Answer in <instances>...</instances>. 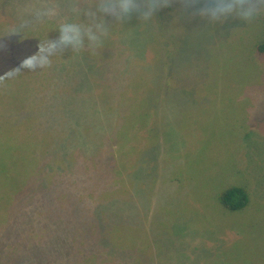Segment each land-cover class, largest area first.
<instances>
[{
  "label": "rangeland",
  "instance_id": "obj_1",
  "mask_svg": "<svg viewBox=\"0 0 264 264\" xmlns=\"http://www.w3.org/2000/svg\"><path fill=\"white\" fill-rule=\"evenodd\" d=\"M40 2L0 0V40L5 44L0 50V77H3L0 79V190L4 186L2 191L7 199L19 191L26 179L27 183L30 181L37 157L28 162L31 169L28 175H23L20 165L36 153L32 155L33 150L39 147L41 152L51 146L53 151L57 145L61 148L53 152H57V158L50 152L43 154L44 167L39 173L35 171L25 201L21 203L17 198L5 209L0 206V264H26L31 262L29 257L32 264H56L51 259L61 261L60 264H75V255L64 262L70 253L51 256L54 248L59 251L56 242L44 249L33 231L45 234L51 241L58 225L66 231L71 226L72 233L84 237L72 240L71 248L79 246L86 256L96 251L84 247H92L102 237L99 230L104 231L108 225V215L123 230L116 235L128 250L126 258L124 251L120 259L124 257L128 262L131 260L128 252L139 250L132 253L137 257L133 264H264V54L255 49L264 36V15L247 24L229 19L207 26L199 18H178L176 4L168 9L169 29L162 26L169 18L165 9L147 23L135 17L123 24L110 22V35L104 46L97 55L87 50L86 58L88 55L96 61L95 65L104 64L110 70L112 83L104 78L103 70L99 73V69L92 68L99 74L93 76L96 84L106 90L111 110L107 105L88 108L80 124L70 127L72 135L65 133L68 125L65 120L78 117L74 114L79 109L73 104L66 106L65 115L62 110L51 113L52 106L45 111L33 106L46 103L60 106L63 99L75 103L77 73L68 72L66 76V65L59 71L61 54L54 56L52 65L43 69L31 70L22 66V62L43 38L54 39L58 35L55 29L60 22L84 20L72 11L74 6L84 9L94 6L95 0H51L59 15L45 23L33 24L25 31L19 30L21 18L27 17ZM161 50L162 60L166 59L171 66L167 88L174 87L166 94L155 75L157 67L162 70L155 64ZM70 51L64 52L66 61L74 64L76 56L69 55ZM104 55L109 62L101 61ZM150 62L153 64L147 66V71L145 66ZM81 63L78 59L76 65L79 67ZM163 70L168 73L165 67ZM131 72L133 79L139 78L141 86L145 78L153 83L151 100L156 109L147 111L140 107L138 113L142 126L134 138L140 139L135 144L143 148L137 169L132 170L129 162L122 167L121 161V176L116 172L108 175L104 169L113 161L109 151L101 155L95 152L115 143L112 140L115 120L128 109L117 99L130 97L128 101L143 99L144 102L145 96H150L137 91L125 93L128 89L124 82ZM125 124H128L126 115L122 125ZM120 127L122 130L118 132L126 133V126ZM37 135H41L39 146ZM70 154L83 169L75 173L72 185L80 186L82 180L88 185L90 200L80 204L95 201L90 207L97 213L95 216L87 212L77 223L72 219L64 221V215H58L61 210L69 211L64 210L65 202L58 211V207L52 208L56 203L54 195L50 197L55 203L46 206L48 214L37 213L33 205L41 202L39 195L46 175L43 172L51 174L58 160ZM67 161L71 162L70 157L66 159L70 164ZM95 170L102 171V176ZM231 186L248 191V204L241 209L230 210L221 204V192ZM97 189L104 194L101 201L93 199L99 194ZM109 192L117 193L122 199H110ZM123 199L128 202H121ZM105 200L106 204L98 206ZM71 212L75 214L74 209ZM5 218L8 221L4 225ZM122 220L123 223L118 222ZM101 223L103 226L99 227ZM103 239L107 243H98L93 248L113 253L115 249L108 238ZM106 256L120 262L117 256ZM104 257L101 255L98 264L104 263ZM91 259L87 257L81 264H91Z\"/></svg>",
  "mask_w": 264,
  "mask_h": 264
},
{
  "label": "trees",
  "instance_id": "obj_2",
  "mask_svg": "<svg viewBox=\"0 0 264 264\" xmlns=\"http://www.w3.org/2000/svg\"><path fill=\"white\" fill-rule=\"evenodd\" d=\"M168 15L169 18L166 22V24L162 25V26H167V23L169 21V19L171 18V15L168 12L169 8H164ZM170 26H167V28L169 29ZM255 49L261 53L264 54V36L256 43ZM117 52V51H116ZM162 53H159V55L157 56V60L155 61V64L158 66H161L162 70L163 67H165L166 69H168V73H166L164 70L162 72V70L160 68L157 67V70H155V75H157V79L159 81V83L161 84V87H163V93H168L170 91L173 90V88L171 87L170 89H168L167 87L169 86V84L167 83L169 80V75L171 74V66H169L168 61L166 59L162 60L164 58V55L162 56V54L164 53L163 50H161ZM86 54H87V48H85V50L81 51L80 53H74L72 51L69 52V55H74L76 56V60L74 61V64H72L70 61H66L67 60V56L65 53H62L61 56L59 57L60 59V64H59V71L61 70L63 65L67 66L66 71V76H68V72H75L77 73L76 75H78V77L76 78L75 81V98L74 100L76 101L75 103H71L68 102V100H64V102H62V100H60L59 105L57 106L54 103H46L43 106H33L34 109L36 110H41V111H45L46 109H50V106H52L53 109H51V113H55V111L57 112L58 110H62L64 111L62 114H68L66 112V106L70 103L73 104V106L75 108H78L79 111H77V118H71L70 121L69 120H65V123H68V125L65 126V133L68 132L71 129L70 127L74 124H80L81 120L84 119L87 115V112H85L88 108L90 107H94V108H98L99 106H104L107 105L109 107V109L111 110V102L110 99H106L105 97V91L102 88V85H97L96 84V79L94 78L93 74L99 77L98 73L93 72L92 70L94 69H99V73H100V69L103 70L102 71V75L104 76V78L111 82V79L109 78V68L106 67V65L104 64H100L95 65L96 61H94L92 58H89L87 55L86 58ZM106 55V54H105ZM105 55L101 58V61H105V62H109V60L105 59ZM109 55V54H108ZM78 59H80L82 61L81 66H77L76 63L78 62ZM88 62V64H86ZM153 63H148L145 66V69L148 71L149 69L147 68V66L151 65ZM69 65V66H68ZM153 65V66H156ZM61 66V67H60ZM163 66V67H162ZM94 68V69H92ZM150 69H154L152 66H150ZM139 72V71H138ZM133 72H131V76L125 80V87L127 86L128 90H125V93L127 94H132L137 92H140V94L143 95V93L145 92V95H150V96H145V101L143 102L142 100H139L137 102H134L132 100L128 101L130 99V97L128 98V100L124 99V98H120L119 100L117 99V101H119V103H124V105H127L128 109L126 111H124L122 114H120V116H118L115 120V122L117 121V125H116V130L115 134H114V139L112 138L113 141H115L114 144H108V146L105 148V150H101L99 149L98 151H96L95 153L101 155V154H105L106 150L109 151L108 156L111 157L113 159V161L111 163H114V161H116V166L110 163L108 164V168L104 169L105 173H107L108 175H110V173L116 172L118 175L121 176L120 174V163L122 161V167H124L126 165V163H130V167L132 170H136L137 166L139 165V160L141 158V155L139 154L141 149L143 148L140 145H136L135 141L140 140V139H136L135 134H137V132H141V126L142 123L140 124L139 120H138V113L140 111V107L145 108V110L150 111L156 109L155 107V102H153L151 100L152 95H153V83H148V81L146 80V78L143 81V85H140V81L139 78L137 79H133ZM140 76V74H139ZM167 76V77H166ZM109 78V79H108ZM106 86V83L104 84ZM107 87H110L109 84ZM140 89V90H139ZM131 90V92L129 91ZM85 98V99H84ZM126 115V119H127V123L125 125H122L123 123V116ZM130 116L127 118V116ZM69 116H73V115H69ZM80 118V119H79ZM79 119V120H78ZM137 125V126H136ZM120 126H126V133H120L118 131H120L121 127ZM136 127V128H134ZM152 129L153 126H151ZM149 128V127H148ZM156 128V126H155ZM157 129V128H156ZM122 130V129H121ZM118 132V133H117ZM125 132V131H124ZM73 135V133H72ZM37 144L39 146V140L41 138V135L38 136L37 135ZM69 137V135H68ZM138 137V136H137ZM111 139V138H110ZM61 148L59 145H57V147L52 151L51 150V146H47L45 148L44 151L40 152L41 148H37L35 150H33L32 155L28 158L25 159L26 164L23 162L20 165V169L21 171H23V175H28L31 173V169H29V165L28 162L30 161V159L34 156L37 157V161L34 164V171L32 173V177L30 179V181L33 179V177L35 176V171L36 173L40 172V169H42V165L44 167V163L42 164V159H44L43 154L45 153H52V156L56 155V158L58 157L57 152L53 153L56 149ZM118 148H120L118 150ZM77 149V148H76ZM122 150V151H121ZM100 151H102L100 153ZM64 152V151H62ZM75 153V152H74ZM119 154L123 155V158H119ZM65 155V153H64ZM70 157L71 162H69L70 164L66 163V159H68ZM124 159V160H123ZM74 159V155L70 154V156L66 157H62L60 160H58L59 164L56 165L55 169H53V172L51 174H49V171L43 172L46 175L44 176V183H43V192L40 193L39 196H41V202H37L36 204H33L36 208L37 213H42L44 215V213L48 214V211H46V206L54 204L55 200L56 203L54 206H52V208H57V211L59 209L63 208V202H65L67 204V206H65V211L69 210L67 212H63V210H61L58 215H64L62 218L64 219V221H70L72 219V221L75 220V222H79V217H81L82 215H84L87 212H91L96 216V209H91V205H95V201H90L92 203L90 204H86V205H81L80 202H89V197L87 196L88 193V185L87 182L85 180H82L80 183V186H76L75 184L72 185V183L75 182L76 179V175L75 173H79L81 172L82 166L81 165H77L75 164V162L73 161ZM121 167V168H122ZM116 169V170H115ZM131 172V171H130ZM95 173L100 174V176H102V171L96 172ZM132 178H129V181L131 182ZM29 181V182H30ZM28 182V183H29ZM27 183V179L24 183V185H21L19 188V191H17L16 193H14L12 195V197L10 199H7V196L5 195V193L2 191L4 190V186L2 188V190H0V206L3 207V209L6 208V205H12L15 200L17 198H20L21 203L23 201H25L26 196H27V190H30L32 188V184ZM28 184V185H27ZM27 185V186H26ZM26 187V188H25ZM98 188V187H96ZM1 189V187H0ZM27 189V190H26ZM42 189V188H41ZM5 191V190H4ZM97 193L98 189L96 190ZM109 194H111L110 199H112L114 197V199H119L118 201H120L122 198L120 197V195H118L117 193H113V192H109ZM55 197V200L52 199V197ZM81 198H80V197ZM99 198L100 201L104 199V194L99 193V194H95L94 198ZM126 199H123L121 202H128V201H124ZM248 200H249V195H248V191L240 186H231L226 188L225 190H223L221 192L220 195V201L221 204L230 210H238L243 208L244 206H246L248 204ZM79 202V203H78ZM71 203L74 204L73 207H71ZM100 203V202H99ZM98 203V204H99ZM106 204V200L103 201L102 203H100L98 206L100 205H104ZM77 206V207H76ZM76 207V208H75ZM85 207V208H82ZM96 207V206H95ZM45 208V209H44ZM67 208V209H66ZM44 209V210H43ZM74 209L75 214H72V210ZM72 214V215H71ZM74 215V216H73ZM48 216V215H46ZM108 218L111 220L110 215H108ZM96 219V218H95ZM108 220V225H106L104 227V231H102V229L100 228L99 230V234L102 235L101 238H98L96 243H93L91 246L92 247H88L85 246L84 249H95L96 251L91 252L92 254L90 255H86L82 253V250L80 249L79 246H74V249L71 248L72 245V240L76 241L78 239H83L84 237L81 235H77L75 233L71 232V226L70 228H67V231L65 228H63V226L61 227L60 225H58L57 230L53 232V236H51V238L53 237V239L48 240L45 236V234L39 233V232H35V238H39L41 241L39 242L40 245H42V247H44V249L47 247V245H52V243L56 242L57 244V248L59 249V251L55 250L51 252V256L56 255L57 257H61L64 254H68L70 253L69 256L64 257V262L67 263V260L70 256L75 255L76 256V263L75 264H81L85 262V259L87 257H91L92 259L91 264H98V260L99 262H101V255H105L103 262L105 264H133V261L135 258H137L134 254L132 253H137L139 252H133V251H129L128 252V257L131 258L130 261H126L124 259V257H122L120 259V256H122V254L125 253V258L127 256V251L128 249H126V247L122 246L123 244L121 243L120 237L119 235H116L117 232L122 231L120 226L116 225V221L117 220ZM120 220V218H119ZM8 221V218L4 220V225L6 224V222ZM101 222V221H100ZM118 222H122V221H118ZM106 223V224H107ZM33 228H37V225L33 224L32 225ZM99 227H102L103 224L101 223L100 225H98ZM63 228V229H62ZM71 232V233H70ZM70 234V235H68ZM55 236V239H54ZM70 236V238L68 237ZM108 238V242L112 244V246L114 247L115 251L112 253L111 250L109 251H105L102 249H97V248H93L95 247L98 243L100 244H105L107 242H105V240L103 238ZM103 239V240H102ZM34 242V241H33ZM61 246V247H60ZM99 251V252H98ZM106 254H108L110 257H114L117 256L119 261L116 260H112L110 259L108 256H106ZM66 256V255H64ZM49 259V258H47ZM59 259V258H57ZM29 260L31 262H28L26 264H32V257H29ZM35 260V258H34ZM53 260L56 264H60L61 261H57L56 259H51ZM130 262V263H129ZM103 263V264H104ZM137 264V262L135 263Z\"/></svg>",
  "mask_w": 264,
  "mask_h": 264
},
{
  "label": "clouds",
  "instance_id": "obj_3",
  "mask_svg": "<svg viewBox=\"0 0 264 264\" xmlns=\"http://www.w3.org/2000/svg\"><path fill=\"white\" fill-rule=\"evenodd\" d=\"M176 4L179 5L175 9L178 18H199L207 26L229 19L247 24L264 15V0H95L94 6L84 9L74 6L72 11L77 16L82 15L84 20L60 22L55 29L58 35L54 39L43 38L36 50L25 56L22 66L31 70L50 67L54 56L69 49L78 54L87 48L92 55H97L110 35V22L123 24L135 17L147 23L161 9ZM57 15L59 11L51 0H41L27 17L21 18L19 30L25 31L33 24L45 23ZM4 47V41L0 40V50Z\"/></svg>",
  "mask_w": 264,
  "mask_h": 264
},
{
  "label": "crops",
  "instance_id": "obj_4",
  "mask_svg": "<svg viewBox=\"0 0 264 264\" xmlns=\"http://www.w3.org/2000/svg\"><path fill=\"white\" fill-rule=\"evenodd\" d=\"M138 220V219H137Z\"/></svg>",
  "mask_w": 264,
  "mask_h": 264
}]
</instances>
